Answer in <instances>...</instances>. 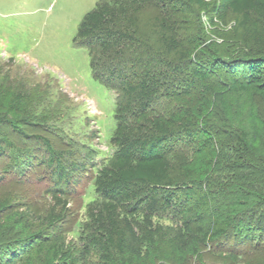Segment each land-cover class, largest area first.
<instances>
[{
	"label": "trees",
	"instance_id": "obj_1",
	"mask_svg": "<svg viewBox=\"0 0 264 264\" xmlns=\"http://www.w3.org/2000/svg\"><path fill=\"white\" fill-rule=\"evenodd\" d=\"M76 42L89 51L93 77L116 94L113 152L101 165L92 146L82 153L92 167L93 198L77 242L67 245L47 235L66 221L79 166L64 165L40 137L47 165L56 164L49 193L57 203L44 218L50 232L0 241V264L46 246L63 264H209L214 254L264 251V140L254 119L238 126L213 112L220 93L264 98V0H100ZM195 88L204 96L197 108L179 106ZM16 97L10 113L26 99ZM28 120L47 126L33 112L10 123L22 132L19 122ZM229 135L235 143L226 142ZM198 136L216 146L201 168L185 150ZM3 142L6 171L25 174L31 150ZM10 203L1 202L0 211Z\"/></svg>",
	"mask_w": 264,
	"mask_h": 264
},
{
	"label": "rangeland",
	"instance_id": "obj_2",
	"mask_svg": "<svg viewBox=\"0 0 264 264\" xmlns=\"http://www.w3.org/2000/svg\"><path fill=\"white\" fill-rule=\"evenodd\" d=\"M98 1L0 0V145L5 146L6 138L15 147L31 150L32 157V166L23 175L6 171L4 167L10 162L7 153L0 157V203L11 201L0 211L3 243L6 239H23L36 231L50 232L44 218L57 203L49 193L54 187L56 164L47 165L49 153L40 137L51 141L61 153L64 165L79 166L73 173L77 182H71L67 192L70 211L66 221L47 237L63 236L67 245L77 242V233L86 221V204L93 198V174L82 153L87 145L92 146L97 150V164L101 165L113 152L110 138L115 129L116 94L93 77L89 51L76 42L84 16ZM201 90L193 89L179 106L195 110L204 99ZM17 94L26 99L17 113H10L9 100L16 99ZM218 95L219 105L213 112L222 121L230 115L239 126L242 121L250 124L254 119L260 132L257 137L264 140V98L260 94L249 90ZM32 112L45 115L47 126L42 128L33 120L20 121L22 132L15 131L10 120ZM227 126L229 131L234 130V124ZM231 135L225 139L228 144L235 143ZM215 147L198 136L185 150L192 151L191 161L201 168L216 154ZM244 177L249 179L250 173ZM262 179L257 183L263 184ZM35 251L29 252L32 254L28 259L27 254H22L23 259L17 264H63L52 259L48 246L41 252ZM208 262L264 264V251L240 257L214 254L205 260Z\"/></svg>",
	"mask_w": 264,
	"mask_h": 264
}]
</instances>
